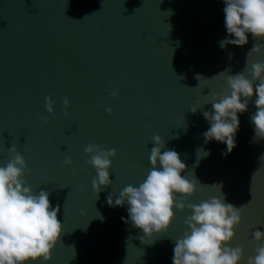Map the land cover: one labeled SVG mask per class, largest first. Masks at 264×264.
Wrapping results in <instances>:
<instances>
[{"label": "water", "instance_id": "water-1", "mask_svg": "<svg viewBox=\"0 0 264 264\" xmlns=\"http://www.w3.org/2000/svg\"><path fill=\"white\" fill-rule=\"evenodd\" d=\"M224 7L223 0H0V166L15 147L31 169L25 186L47 191L51 206L60 208L61 235L46 264H172L175 241L188 230L187 206L173 208L168 230L149 242L128 221L127 202L107 203L110 194L114 201L146 179L155 135L165 142L162 152L179 154L181 175L196 182L186 205L221 194L244 205L227 246L243 249L240 264L256 255L264 243L252 236L264 231V140L250 142L255 92L238 113L231 153L222 155L226 145L203 135L210 128L207 101L230 91L227 76L243 72L251 80V65L264 62V47L249 52L264 40L250 34L242 47H220L233 38ZM253 83L255 89L259 81ZM45 97L54 102L52 115ZM90 144L116 150L112 182L98 194L84 152Z\"/></svg>", "mask_w": 264, "mask_h": 264}, {"label": "clouds", "instance_id": "clouds-1", "mask_svg": "<svg viewBox=\"0 0 264 264\" xmlns=\"http://www.w3.org/2000/svg\"><path fill=\"white\" fill-rule=\"evenodd\" d=\"M223 2L224 26L228 36L233 38L221 40L219 45L222 49L227 45H246L249 34L254 39L264 40V0ZM261 47L264 45L254 44L249 52L259 53ZM231 56L230 53L229 59ZM247 56L248 53L243 71L247 70ZM251 77V80L246 78L243 72L228 75L226 83L230 91L219 95L213 93L207 101L211 108L203 112V116L210 128L203 135L206 142L215 140L226 145V152L222 155L231 153L236 147L235 136L240 124L238 113L247 111L254 92L257 111L251 117L255 127L250 142L264 140V62L251 65ZM253 81H259L255 89ZM112 96L115 98L117 93L112 92ZM53 103L50 97H45L46 111L50 115L53 114ZM67 107L68 100L65 99L64 108ZM190 110L195 113L197 109ZM105 111L111 114L110 108ZM44 122H48L47 117ZM153 143L155 146L151 148L149 157L152 170L146 179L139 187L126 186L114 201L110 194L108 205L122 207L127 202L128 221L142 230L149 242L154 234L168 230L174 219L173 208L183 211L187 206L192 213L184 220L188 230L175 241L172 264H240L243 249L227 245L235 237L234 229L241 222V208L244 205L237 207L227 203L222 194V198L186 205L184 198L196 191V182L181 175L186 165L175 150L161 151L165 148V142L159 135L153 136ZM8 150L12 154L11 159L0 166V264H35L38 260L46 264L61 235V222L57 218L60 208L51 206L47 191L34 194L31 187L25 186L23 177L31 169L15 147ZM84 152L91 157L87 163L96 170L92 189L98 194L102 186L107 187L112 182L108 170L111 167L110 158L115 157L116 150H103L99 145L90 144L84 148ZM204 153L205 156L210 154ZM63 163L70 165L71 159L65 157ZM178 194L180 199L177 198ZM252 236L256 242H260L264 240V231L256 230ZM141 242H145L143 238ZM255 252L256 255L250 257L247 264H264V243Z\"/></svg>", "mask_w": 264, "mask_h": 264}]
</instances>
